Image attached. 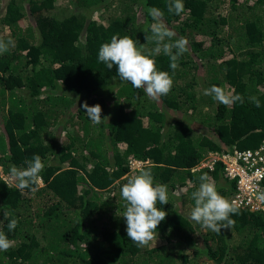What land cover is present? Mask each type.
<instances>
[{
	"label": "trees",
	"instance_id": "16d2710c",
	"mask_svg": "<svg viewBox=\"0 0 264 264\" xmlns=\"http://www.w3.org/2000/svg\"><path fill=\"white\" fill-rule=\"evenodd\" d=\"M64 1L0 3L3 39L14 44L0 55V172L27 167L34 155L44 164L35 192L0 177V230L14 241L0 264H264V211L238 209L234 226L220 233L189 218L200 175L229 200L235 192L220 162L191 169L209 153L255 149L264 139V0H183L180 15L167 11L169 0H68L60 15L56 3ZM148 7L164 13L174 39L188 40L174 75L169 57H152L173 79L159 101L98 61L114 35L129 36L145 54L155 46L145 40ZM212 85L234 89L244 102L214 101L203 94ZM84 103L99 104L108 119L93 124ZM202 103L211 113L198 125ZM192 124H209L214 136ZM131 159L151 166L154 184L167 185L169 203H157L167 213L157 228L163 244L139 247L127 238L120 188L137 171ZM12 218L18 224L9 231Z\"/></svg>",
	"mask_w": 264,
	"mask_h": 264
},
{
	"label": "clouds",
	"instance_id": "9594fccd",
	"mask_svg": "<svg viewBox=\"0 0 264 264\" xmlns=\"http://www.w3.org/2000/svg\"><path fill=\"white\" fill-rule=\"evenodd\" d=\"M166 6L170 14L180 15L185 11L183 0H169ZM147 13L151 17L152 23L148 26L151 35H145V40L155 45L148 50L147 54L137 46V41L129 36L118 38L114 35L110 42L100 46L98 61L104 63L109 70L115 66L121 82L130 83L136 90L143 89L146 96L153 101H159L162 96L168 95L171 91L173 79L167 71L157 69L156 61L152 57L160 54L169 57V67L173 70L174 75L175 70L179 67V57L188 51V40L184 37L174 39L176 34L164 23V13L160 9L148 7ZM12 44L11 39L5 41L0 38V55L6 53ZM203 94L225 106L244 102L243 96L235 94L234 89L225 91L224 88L216 85L204 89ZM251 99L256 107H260L258 99L255 97ZM82 107L86 116L95 125H100L108 119L107 117L101 118L102 108L99 104L89 106L84 103ZM221 153L223 152L217 154ZM210 154L214 153H209L205 161L208 160ZM131 161L133 160L128 161V164L132 171ZM134 161L140 162L141 166L145 164L140 160ZM25 163L27 167H10L6 183L8 186L14 185L20 191L30 189L35 192L43 184L40 173L44 164L39 155H34L31 160H26ZM136 170L120 188L121 199L125 201V211L122 217L126 223L127 238L139 247H148L153 242L155 245L158 225L167 216L165 211L157 207V203L161 205L169 203L168 188L167 185L154 184L151 166ZM198 179L199 186L191 193L194 206L189 212L190 220L202 229L215 233H220L221 229H230L235 224V221L230 217L238 213V206L217 191L215 182L207 174L200 175ZM255 196L258 201L264 202V190L257 188ZM9 215V213H5V219ZM17 224V219H10L7 223L8 230L13 231ZM13 244L14 241L0 230V252L9 250Z\"/></svg>",
	"mask_w": 264,
	"mask_h": 264
},
{
	"label": "built area",
	"instance_id": "2783aa9c",
	"mask_svg": "<svg viewBox=\"0 0 264 264\" xmlns=\"http://www.w3.org/2000/svg\"><path fill=\"white\" fill-rule=\"evenodd\" d=\"M216 162L221 163L223 175L234 182L235 192L230 201L235 203L238 209L264 211V202L258 201L255 196L257 188L264 190L261 184L264 179V139L255 149L233 148L221 154H210L208 160L191 171L202 167L212 169ZM132 165L140 168L142 164L133 161L130 162V168Z\"/></svg>",
	"mask_w": 264,
	"mask_h": 264
},
{
	"label": "rangeland",
	"instance_id": "374dc122",
	"mask_svg": "<svg viewBox=\"0 0 264 264\" xmlns=\"http://www.w3.org/2000/svg\"><path fill=\"white\" fill-rule=\"evenodd\" d=\"M3 2H4V0L2 1V2H0V3H2L3 4ZM56 5H59V6H61V8H59V10H58V12H59V14L60 15H64V12L67 14V12H66V8L67 7H70V3L68 2V0H65L64 2H63V4H62V2H60V3H56ZM96 14H97V12H96ZM95 20H100L99 18H95ZM29 22H32V21H29ZM33 23V22H32ZM7 26H2V27H0V38H7L8 37V32H7ZM13 45L14 44H12L9 48H10V50H12L13 49ZM203 100H206L205 98H203ZM197 110H199V111H201V113H199V112H197V115H196V117H195V120H194V122H196L197 124L198 123H200L201 122V115L202 114H204V113H211L210 111H209V108H208V106L205 104V103H202V104H199V107L197 108ZM198 125H200V124H198ZM202 126V125H201ZM206 126H208V127H206ZM206 126H202V127H197V128H195V125H193L192 124V127L193 128H195L194 129V131H195V133H198L199 134V132L202 134V136H205V137H207L208 139L209 138H211V137H213L214 136V134H213V129H212V126H210L209 124L208 125H206ZM80 134V133H79ZM200 134V135H201ZM134 161V160H133ZM133 161H131V162H133ZM64 165H66V164H64ZM135 168H139L138 166H136V165H132V169L133 170H136ZM6 176L7 175H3L1 172H0V177L1 178H3L4 180H6ZM40 187H43V184H42V186H40ZM82 187L80 186V185H78L77 186V188H76V190H79V189H81ZM44 197V196H43ZM187 206H188V204L185 206V208H187ZM31 210H33V208L31 209L30 208V212H31ZM33 212V211H32ZM163 244V241L162 240H160L158 237H157V240H156V242H155V244ZM154 244V242L153 243H151L149 246H151V245H153ZM148 246V247H149Z\"/></svg>",
	"mask_w": 264,
	"mask_h": 264
},
{
	"label": "flooded vegetation",
	"instance_id": "af4514ba",
	"mask_svg": "<svg viewBox=\"0 0 264 264\" xmlns=\"http://www.w3.org/2000/svg\"><path fill=\"white\" fill-rule=\"evenodd\" d=\"M132 160H136V159H132Z\"/></svg>",
	"mask_w": 264,
	"mask_h": 264
}]
</instances>
